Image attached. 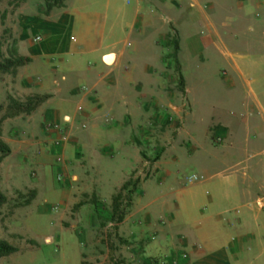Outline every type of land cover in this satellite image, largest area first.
Here are the masks:
<instances>
[{"label":"rangeland","instance_id":"obj_1","mask_svg":"<svg viewBox=\"0 0 264 264\" xmlns=\"http://www.w3.org/2000/svg\"><path fill=\"white\" fill-rule=\"evenodd\" d=\"M184 1H159L153 3L154 6L143 5V9L137 10L139 5H128L125 0V5L119 2L117 8L112 6L108 11V33H114L112 39L115 40L109 42L107 54L118 57L114 65L120 63L123 66L119 70L115 68L102 73L105 78L108 76L123 82L125 94L119 108L114 103V111L120 114L121 107H124L125 128L134 132L143 128L150 137V145L139 143L143 163L140 174L131 179L138 183L137 189L130 186L123 191L117 213L114 211V196L122 188L112 197L98 195L94 190L99 179L97 177L95 182L90 179L86 153L80 149H61L63 142L71 140L66 130L67 126L68 129L72 127L71 123L78 124L74 135L86 140V132H80L86 129V121L76 123L67 119L61 127L44 118V110L50 106L47 103L55 97L59 87L58 79H48L54 62L47 61L49 56L46 54L51 55L56 49H61L63 43L58 40L63 30L67 38L70 32L76 38L84 35L85 25L79 18L71 28L67 26L64 29L62 23L78 11L85 12L84 0H62L63 6L54 8L49 14L44 0H0V63L8 59H29L8 73L0 72V105L3 106L0 111V141L11 149L9 154L0 153V191L7 197V201L0 204V238L19 249L17 253L0 258V264H190L188 261L171 262L165 256L156 257L144 240H131L128 234L120 232L119 225L132 213L140 186L166 174V152L174 144L184 149L188 147L187 141L178 140L188 113L192 112L185 137H192L195 146L206 138V128L213 120L225 117L232 122L230 112H246L242 85L232 88L228 83L233 70L228 51L254 54L264 47V42L262 35L253 34L247 28L248 22H254L252 19L255 18L250 17V21L245 22V11L234 2L188 0V4H193L190 6L185 4L187 0ZM249 2L254 5L252 14L258 18L263 15L264 0ZM121 10L129 24H120L118 16ZM102 11L98 9L101 14ZM139 17L142 19L140 24ZM235 19L238 22L232 23ZM127 30L137 31L141 36L128 37ZM181 30L182 35L188 36L183 41ZM124 32L126 37L122 36ZM176 42L178 48L174 45ZM135 45L138 50L130 56L122 50L125 47L129 52V48ZM83 57L84 66L78 75L84 81L79 86L88 81L85 78L86 67L94 62L89 56ZM42 77L47 78L44 80ZM73 79L76 78L72 77L71 81ZM29 99L40 102L31 113H19L13 103L26 106ZM74 101L72 107L76 106ZM107 105L112 106V101L109 100ZM71 111L68 108L67 115ZM110 123L99 118L100 125L108 126ZM241 129H236L238 133L235 136L240 145L245 143ZM214 130L207 135L218 147L226 142L227 137L216 136ZM55 131L64 134L56 137ZM98 138L94 139L93 147L101 143V135ZM250 143L256 157L252 162V167H255L264 159V135L257 138L251 135ZM177 156L179 162L173 171L181 173L183 178L200 175L196 167L197 157H186L183 149H178ZM239 158L237 154L232 157L230 153L225 161L208 160L215 180L219 179L218 175L215 176L218 168ZM114 163L115 173L119 167ZM257 169V177L264 179L262 166ZM237 175L243 178L242 172ZM191 183L192 186L199 185ZM32 192L36 193L34 199L31 198ZM262 202L264 205V200ZM122 212L125 217L119 222ZM129 233L133 235L131 229ZM254 256L252 264H264V247H260Z\"/></svg>","mask_w":264,"mask_h":264},{"label":"crops","instance_id":"obj_2","mask_svg":"<svg viewBox=\"0 0 264 264\" xmlns=\"http://www.w3.org/2000/svg\"><path fill=\"white\" fill-rule=\"evenodd\" d=\"M230 1L243 12L245 11V22L250 21V17L255 18L252 19L254 22L250 24L248 22L247 28L253 34L262 35L264 42V12L261 11L263 15L260 14L258 18L252 14L251 8L254 5L252 6L250 0ZM84 2L85 12L78 11L72 18L62 21L66 29L67 26L71 28L75 19L79 18V21L85 25L84 35L76 38L70 32L67 38L63 30L58 40L60 44L63 43L61 49H56L51 55L46 54L49 56L47 61L54 62L53 69L50 68L52 74L47 75L48 79H58L59 87L54 93L55 97L47 103L50 106L44 110V118L52 121L54 126L61 127L64 126L63 121L67 119L68 122L76 123L81 120L86 121V129L80 131L86 132V140H82L78 134L74 135L73 131L78 124L71 123L72 127L69 129L68 126L66 127L70 136L68 139L71 140L63 142L61 149L66 147L85 152V158L90 165L89 176L92 177L90 179L94 182L97 181V177L99 179L94 191L98 195L112 197L126 182L140 174L143 159L139 143L150 145V137L143 128L137 132L125 128V108L121 107L122 113L115 114L113 106L115 103L116 108H119L118 105L125 100L123 82L108 78L107 75L105 78L102 73H109L115 68L119 70L123 66L120 63L114 65L118 57L107 54L109 42L115 40L112 39L115 34L108 33L107 25L110 22L109 9L112 10V6L117 8L118 3L124 4L125 0H84ZM185 4L193 6L191 3L188 4V0ZM255 7L258 6L255 4ZM98 9H102L105 15L98 12ZM136 9L141 10L143 7L137 6ZM118 17L120 24H129L122 10ZM138 19L139 24L142 23V19L140 17ZM236 22L238 21L235 19L232 23ZM125 29L121 27L122 31ZM180 35L182 41L183 38L188 37L187 34L182 35V30ZM122 36H125V32ZM126 36L139 37L141 34L127 30ZM123 48L127 56L135 54L138 50L136 45L129 48V52L128 49ZM228 53L232 58L233 68L228 76V83L232 88L238 87V84L242 85L245 114L230 112L233 115L232 122L225 120V117L213 120L206 128V138L201 140L202 143L193 146L192 137H185L188 119L192 112L188 113L178 139L181 142L187 141L188 147L184 149L174 144L166 152L164 162L166 174L148 180L140 186L136 191V202L132 213L119 225L121 233L128 234L133 241L144 240L146 247L152 249L156 257L165 256L171 262L177 260L188 261L190 264H252L255 260L254 255L258 254L260 247H264L262 202L264 179L257 177L259 173L257 168L260 165L262 175L264 174V159L262 158L259 164H255L258 166L252 167L256 157L250 143L251 135L254 138L264 135V47L254 54L250 52L251 54L242 55L243 52H235V54L229 51ZM84 55L92 58L94 62L91 65L87 64L86 67L85 78L89 82L86 81V84L79 86L82 84L81 81H84L80 79L81 75H78L84 66H82ZM108 56L114 57L111 62L106 60ZM201 58L203 59V56ZM72 77L76 79L71 81ZM46 78L42 77L44 80ZM76 81L81 83L77 84ZM109 100L112 101V106H105ZM72 101L76 102L75 107H72ZM68 108L72 109L70 115H67ZM237 114L241 119L236 116ZM100 117L111 123L108 126L100 125ZM238 128H242L244 132L245 143L241 145L235 139ZM212 129H215L216 136H226V142L215 147L207 135ZM44 131L47 133V130ZM54 133L56 137H62L64 134L59 131ZM100 135L101 143L93 147L94 139L98 140ZM178 149H183L186 157L199 159L196 167L200 175L194 174L197 175L198 181H192L199 183L198 186L191 185L193 183L189 181L190 177L183 178L181 173L173 171L175 164L179 162ZM230 153L232 157L237 154L240 158L218 168L215 176L218 175L219 179L215 180L211 172V164L207 161L219 159L225 161ZM114 162L118 163L119 167L115 173ZM241 172L243 178L237 175ZM130 229L133 235L129 233ZM184 255L187 256L186 261Z\"/></svg>","mask_w":264,"mask_h":264},{"label":"trees","instance_id":"obj_3","mask_svg":"<svg viewBox=\"0 0 264 264\" xmlns=\"http://www.w3.org/2000/svg\"><path fill=\"white\" fill-rule=\"evenodd\" d=\"M46 3V12L49 14L54 8L56 7H61L63 5H61L62 0L58 1V0H44ZM176 48H178L177 42L174 44ZM27 61H29V59H19L18 61H13L12 59H8L6 60L4 63H0V72L1 73H8L10 72V70H12L13 67H19V66H23ZM39 100L37 102H33V99H29L28 103L26 106L16 103L14 102L13 104H15V108L18 109V112H26V113H31L35 107L39 104ZM3 110V106L0 105V111ZM11 151L10 147L8 146V144H6L5 142L0 141V153L3 154H9ZM137 185L138 183L135 182L133 183L132 180H129L128 182H126L124 184V186L122 187V191L114 196V203H115V208L114 211L119 213V204H118V200L120 197H122V193L123 191L127 190L130 186H133L134 189H137ZM130 193L132 194L133 191H130ZM31 198L34 199L36 197V193L32 192L31 193ZM7 201V197L1 193L0 191V204H3ZM29 204V202L27 203ZM123 213V212H122ZM125 215L124 213L118 218L119 222H122L124 219ZM114 219V218H113ZM19 251V249L15 246H13L12 244H10L8 241L3 240L0 238V258L2 257H7L10 256L14 253H17Z\"/></svg>","mask_w":264,"mask_h":264},{"label":"built area","instance_id":"obj_4","mask_svg":"<svg viewBox=\"0 0 264 264\" xmlns=\"http://www.w3.org/2000/svg\"><path fill=\"white\" fill-rule=\"evenodd\" d=\"M160 3L163 1L165 2L166 0H126V4L128 5H133V4H136V5H139L141 7H143V5H149V6H154L153 3ZM192 181H197L198 180V177L193 175L191 178H190ZM187 256L184 255V258H186Z\"/></svg>","mask_w":264,"mask_h":264},{"label":"bare ground","instance_id":"obj_5","mask_svg":"<svg viewBox=\"0 0 264 264\" xmlns=\"http://www.w3.org/2000/svg\"><path fill=\"white\" fill-rule=\"evenodd\" d=\"M113 58H114V57L108 56V57L106 58V60H107L108 62H111V61L113 60Z\"/></svg>","mask_w":264,"mask_h":264},{"label":"clouds","instance_id":"obj_6","mask_svg":"<svg viewBox=\"0 0 264 264\" xmlns=\"http://www.w3.org/2000/svg\"><path fill=\"white\" fill-rule=\"evenodd\" d=\"M191 178V177H190ZM192 182V181H191Z\"/></svg>","mask_w":264,"mask_h":264}]
</instances>
